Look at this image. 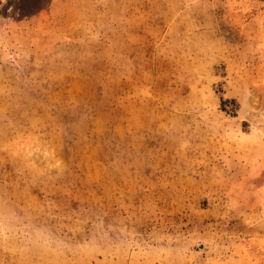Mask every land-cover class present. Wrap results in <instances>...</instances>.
Returning a JSON list of instances; mask_svg holds the SVG:
<instances>
[{
  "label": "rangeland",
  "instance_id": "374dc122",
  "mask_svg": "<svg viewBox=\"0 0 264 264\" xmlns=\"http://www.w3.org/2000/svg\"><path fill=\"white\" fill-rule=\"evenodd\" d=\"M0 264H264V0H0Z\"/></svg>",
  "mask_w": 264,
  "mask_h": 264
},
{
  "label": "bare ground",
  "instance_id": "6f19581e",
  "mask_svg": "<svg viewBox=\"0 0 264 264\" xmlns=\"http://www.w3.org/2000/svg\"><path fill=\"white\" fill-rule=\"evenodd\" d=\"M248 103H249V106L250 107H254V110L255 111H256L257 108H260V98H259V96L254 91H250L249 92V95H248Z\"/></svg>",
  "mask_w": 264,
  "mask_h": 264
}]
</instances>
